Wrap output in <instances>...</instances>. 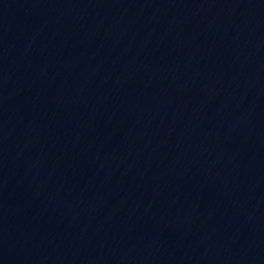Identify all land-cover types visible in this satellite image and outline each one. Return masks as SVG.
<instances>
[{
    "label": "water",
    "instance_id": "95a60500",
    "mask_svg": "<svg viewBox=\"0 0 264 264\" xmlns=\"http://www.w3.org/2000/svg\"><path fill=\"white\" fill-rule=\"evenodd\" d=\"M135 264H264V0H228Z\"/></svg>",
    "mask_w": 264,
    "mask_h": 264
}]
</instances>
